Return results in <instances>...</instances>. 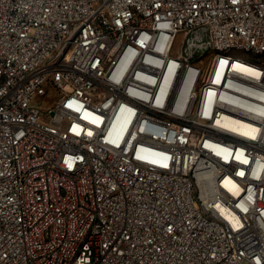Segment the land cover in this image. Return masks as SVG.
I'll return each mask as SVG.
<instances>
[{"label": "built area", "instance_id": "2783aa9c", "mask_svg": "<svg viewBox=\"0 0 264 264\" xmlns=\"http://www.w3.org/2000/svg\"><path fill=\"white\" fill-rule=\"evenodd\" d=\"M0 264H264V0H0Z\"/></svg>", "mask_w": 264, "mask_h": 264}, {"label": "rangeland", "instance_id": "374dc122", "mask_svg": "<svg viewBox=\"0 0 264 264\" xmlns=\"http://www.w3.org/2000/svg\"><path fill=\"white\" fill-rule=\"evenodd\" d=\"M182 39H183V35L180 34V35H179V38H178V41H181ZM240 55L243 56L244 54L240 53Z\"/></svg>", "mask_w": 264, "mask_h": 264}, {"label": "bare ground", "instance_id": "6f19581e", "mask_svg": "<svg viewBox=\"0 0 264 264\" xmlns=\"http://www.w3.org/2000/svg\"><path fill=\"white\" fill-rule=\"evenodd\" d=\"M239 68H243V66L239 67Z\"/></svg>", "mask_w": 264, "mask_h": 264}]
</instances>
